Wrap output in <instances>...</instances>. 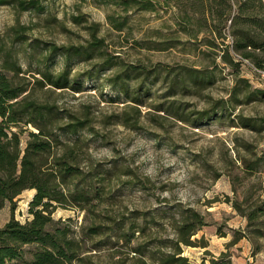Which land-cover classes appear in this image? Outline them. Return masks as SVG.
Here are the masks:
<instances>
[{
    "label": "rangeland",
    "instance_id": "rangeland-1",
    "mask_svg": "<svg viewBox=\"0 0 264 264\" xmlns=\"http://www.w3.org/2000/svg\"><path fill=\"white\" fill-rule=\"evenodd\" d=\"M37 1L40 10L24 12L16 4L0 5V34L20 22L29 29V42L41 49L100 46L73 59L68 84L54 88L66 113L94 132H80L88 143L79 144V162L71 164L86 172L108 170L93 186L75 181L78 190L92 193L89 201L73 203L91 204L87 209L59 208L54 219L70 223L81 240L91 227L121 230L111 240L89 241L87 264H151L149 252L169 251L161 246L175 238L173 216L179 217L181 207L197 210L208 223L193 238L207 248L183 247L191 264H210L207 251L216 257L228 252L233 264H264L263 213L252 222L243 214L264 208V98L230 101L240 78L264 90V70L241 60L237 77L222 59L227 46L241 59L229 30L216 39L197 18L173 9V0ZM20 58L28 69L24 52ZM65 69V57L58 56L52 71ZM194 69L213 72V81L183 91L179 71ZM77 138L68 134L62 140L68 147ZM27 141L24 134L23 147ZM35 194L26 191L18 199L15 217L22 223ZM10 219L8 204L0 211V226ZM236 232L246 237L232 245Z\"/></svg>",
    "mask_w": 264,
    "mask_h": 264
},
{
    "label": "trees",
    "instance_id": "trees-1",
    "mask_svg": "<svg viewBox=\"0 0 264 264\" xmlns=\"http://www.w3.org/2000/svg\"><path fill=\"white\" fill-rule=\"evenodd\" d=\"M173 1V9L181 15L197 18L198 25L206 27L208 34L216 39H223L224 31L229 30L234 39L233 51L241 59L235 60L228 46L222 59L237 77L240 76L241 60L250 61L264 70V0ZM11 4H16L21 12L40 10L37 0H0V5ZM143 9L152 8L145 6ZM48 25H52V21L49 20ZM28 30L19 22L6 36L0 34V211L8 204L11 209L10 221L0 226V264H87L83 255L89 241L98 236L111 240L116 231L121 230L113 227L107 232L95 226L89 228L81 240L70 223L54 219L59 208L85 210L91 205L73 204L89 201L92 196L85 188L78 190L80 184L75 183L76 180L81 179L83 186H93L95 182L100 183L99 178L108 171L94 168L86 172L71 164L79 162V144L85 146L88 143L81 141L80 132L88 130L91 135L94 132L88 122L66 113L54 88L63 89L68 84V68L73 59L87 56L88 51H97L100 46L92 44L91 48H84L86 50H74L50 44L41 49L35 41L29 42ZM182 31L191 39L196 37L188 29ZM21 52L29 60L28 69L21 63ZM58 56L65 57L66 69L55 74L52 68L57 64ZM179 74L183 75L182 90L188 91L212 83L214 73L194 69L180 70ZM242 95L246 102L262 99L264 90H253L248 80L240 78L230 94V101L243 103ZM68 117L74 119L73 122L63 126ZM24 134H28L25 147L22 145ZM68 134L78 138L66 147L68 143L63 142L62 137ZM31 190H36V194L29 203L30 217L22 223L15 217L18 199ZM237 207L242 210L241 206ZM260 211L264 216V208L243 214L252 222L259 218ZM177 213L179 217L173 216L172 222L175 238L161 246L169 251L149 252L151 264H191L182 256L183 247H208V244H202L203 240L193 239L208 226L205 216L193 208H177ZM245 237L236 232L231 244L237 245ZM206 253L212 257L210 264H233L228 252L219 257Z\"/></svg>",
    "mask_w": 264,
    "mask_h": 264
}]
</instances>
